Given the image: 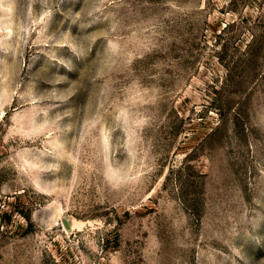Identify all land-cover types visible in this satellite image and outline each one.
I'll use <instances>...</instances> for the list:
<instances>
[{"label": "rangeland", "instance_id": "obj_1", "mask_svg": "<svg viewBox=\"0 0 264 264\" xmlns=\"http://www.w3.org/2000/svg\"><path fill=\"white\" fill-rule=\"evenodd\" d=\"M0 264H264V0H0Z\"/></svg>", "mask_w": 264, "mask_h": 264}, {"label": "water", "instance_id": "obj_2", "mask_svg": "<svg viewBox=\"0 0 264 264\" xmlns=\"http://www.w3.org/2000/svg\"><path fill=\"white\" fill-rule=\"evenodd\" d=\"M65 225H66L67 228L69 227V225L66 222H65Z\"/></svg>", "mask_w": 264, "mask_h": 264}]
</instances>
